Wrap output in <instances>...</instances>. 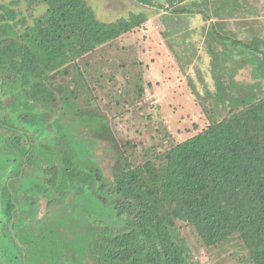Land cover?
Segmentation results:
<instances>
[{
	"label": "trees",
	"instance_id": "obj_1",
	"mask_svg": "<svg viewBox=\"0 0 264 264\" xmlns=\"http://www.w3.org/2000/svg\"><path fill=\"white\" fill-rule=\"evenodd\" d=\"M138 1L154 5L150 0ZM176 1L181 0H170L165 9ZM26 2L29 7L46 6L41 16L31 18L32 23L18 8L19 0L11 2L10 7L0 5V82L4 85L0 89L7 95V87H11L14 97L36 104V124L31 123L36 125L30 142L33 147L42 146L41 134L54 128L60 134L53 139L56 148L62 141L67 149L85 125L92 135L88 139L97 145L105 139L102 133L107 131L111 136L107 119L98 111H80L73 100L59 108L68 110L64 113L67 117L52 120L58 102L48 86L49 74L75 66L71 83L65 87L67 92L61 97L67 100L68 87L85 81L77 66L79 60L142 27L146 17L139 14L104 23L96 18L87 0ZM6 32L13 34L4 36ZM86 90L91 91L89 86ZM92 100L85 104L90 105ZM55 122L61 130L54 127ZM14 134L17 137L12 138V144L21 153V169L32 164L29 159L33 147L27 148L23 136ZM93 153L94 148L83 154L86 159H94L89 169L71 161L55 166L36 159L43 177L49 180L48 198L54 200L63 190V178L65 188L79 191L59 209L63 216L67 213L66 224L61 216L54 225L42 220L46 217L39 219L33 194L28 202L30 211L20 206L17 210L16 202L11 201L16 195L10 194L5 216L8 224L16 216L17 221L12 230L6 225L5 231L14 248L33 252L35 264H47L45 258H51L47 256H62L63 263L50 260L55 264H188V248L177 231L179 224L190 227L206 248L239 241L250 264H264V96L229 110L222 119L170 147L150 149L144 154L147 158L135 165L128 160L127 149L118 146L112 157L117 161L112 165L111 181H105ZM22 173L26 174L25 168ZM89 182L95 183L94 188L88 185L82 190L81 184ZM79 199L83 201L77 205Z\"/></svg>",
	"mask_w": 264,
	"mask_h": 264
},
{
	"label": "rangeland",
	"instance_id": "obj_2",
	"mask_svg": "<svg viewBox=\"0 0 264 264\" xmlns=\"http://www.w3.org/2000/svg\"><path fill=\"white\" fill-rule=\"evenodd\" d=\"M150 1L154 5L138 0H87L96 18L104 23L139 14L146 20L142 27L98 47L79 60L77 66L82 69L87 85H84L85 81L74 82L68 87L67 100L61 97L67 92L65 87L71 83L75 66L49 74L48 86L58 102L51 114L52 120L67 117L65 112L68 110L63 112L59 108L63 109L73 100L78 102L80 111H98L107 119L111 136L107 131L102 133L105 139L97 145L88 139L92 135L90 127L85 125L76 140L67 144L68 150L62 141L57 142L56 148L53 139L60 134L53 128L48 134H41L43 145L33 147L29 159L32 164L26 165L28 172L23 174L25 165L20 169L21 153L12 144V138L17 136L6 129H23L33 136L36 125L31 123L36 124L38 109L35 103L24 102L27 98L14 97L9 91L11 87H7L6 95L0 82L3 87L0 89V264H35L33 252L26 249L22 253L12 246L5 228L9 225L13 229L17 216L8 224L5 205L16 195L11 201L16 202L17 210L20 206L21 210L30 211V194H49V180L44 181L39 167L41 160L55 166L68 165L71 161L89 169L94 159H86L83 154L94 148V158L108 177L114 173L112 165L117 160L113 162L112 157L118 146L121 150L127 149L126 156L135 165L147 158L144 154L150 149L158 151L170 147L222 119L229 110L264 96V0H181L167 10L165 7L169 6L170 0ZM11 2L14 0H0V5L10 7ZM18 8L27 22L32 23L31 18L41 16L46 6L29 7L26 0H19ZM29 13L32 14L30 18ZM243 13L250 15L254 24L250 28L240 23ZM189 14H198L202 20V29L197 33L189 31L188 20L178 22L179 17ZM226 16H235L239 21L219 24L218 19ZM19 30L20 27L16 33ZM88 86L91 91L86 90ZM88 99H93L90 105L85 104ZM57 124L55 122L54 127L61 130ZM108 148L113 155L111 159L102 156ZM88 178L84 176L83 180L88 181ZM62 180L64 189L65 179ZM72 183L69 182V189H72ZM88 185L93 189L95 183L81 184L82 190ZM21 191L26 195L23 198L19 196ZM77 194L79 191L75 189L70 192L68 201ZM81 201L79 199L76 204ZM52 204L57 205L54 200ZM59 216L63 218L61 210H56L42 220L53 224L58 222ZM177 231L186 242L188 264H250L239 241L206 248L190 227L179 224ZM47 257L53 258H45L47 264H55L53 262L57 260L63 263L64 260L62 256ZM50 260L54 261L50 263Z\"/></svg>",
	"mask_w": 264,
	"mask_h": 264
},
{
	"label": "flooded vegetation",
	"instance_id": "obj_3",
	"mask_svg": "<svg viewBox=\"0 0 264 264\" xmlns=\"http://www.w3.org/2000/svg\"><path fill=\"white\" fill-rule=\"evenodd\" d=\"M15 132H18L21 136H23V142L24 144L27 146V148L32 145L30 142H31V135H29L27 132L21 130V131H18V130H13ZM14 132V133H15ZM9 137V136H8ZM106 144V143H105ZM56 146V145H55ZM33 147V145H32ZM104 149V148H103ZM33 151V150H32ZM103 151V150H102ZM104 153L105 155H102L104 156L105 158H110L113 156L111 154V149H105L104 150ZM30 155V154H29ZM40 159V158H39ZM24 162H26V160H24ZM97 165L100 166V163L97 161ZM26 166V165H25ZM24 166V167H25ZM101 168V167H100ZM102 170V169H101ZM27 171V170H26ZM111 171V170H110ZM28 172V171H27ZM103 173V177L105 179V181H111L113 179V174H111V176H106L104 174V172L102 171ZM44 181L47 180V177H43ZM45 190V189H44ZM47 190V189H46ZM45 190V191H46ZM42 193V194H41ZM69 193L70 191L67 189V188H64L63 190H61L59 192V195H55L54 197V200L55 202L57 203V205L53 206L52 202H53V199L52 198H48L47 197V193L46 192H40V193H34V196H33V201H35V211L37 212V215L39 217V219L43 218V217H47L49 213H52L53 211H56V210H59L61 207H64V206H67L69 201H68V196H69ZM64 195V196H63ZM21 197L25 196L24 193H22V191L20 192V195ZM65 197V199H63ZM31 198V197H30ZM29 198V199H30ZM51 202V204H49ZM60 203V204H59ZM64 218V222L68 223V217H67V213L64 214L63 216ZM11 229V227L9 228ZM66 253H67V249H66Z\"/></svg>",
	"mask_w": 264,
	"mask_h": 264
},
{
	"label": "crops",
	"instance_id": "obj_4",
	"mask_svg": "<svg viewBox=\"0 0 264 264\" xmlns=\"http://www.w3.org/2000/svg\"><path fill=\"white\" fill-rule=\"evenodd\" d=\"M231 5H229L228 6V9L231 11L232 9H231ZM248 16H250V15H245V13H243L241 16H240V20H241V24L244 26V27H247V28H250L251 27V25H254L253 24V22H251V19H250V17H248ZM179 17V16H178ZM178 17H176V18H178ZM228 19H227V18ZM225 18H220V19H218V22H219V24H228L230 21H239V20H237V18H235V16H233L232 18H230L229 16H226ZM182 19L183 20H188V22H189V26H190V29H189V31L193 34V33H197V30H201L202 29V26H201V22H202V20H199V15L198 14H189V15H185V16H181V17H179L178 18V22H182ZM230 19H232V20H230ZM211 23H212V21H211ZM25 168V167H24Z\"/></svg>",
	"mask_w": 264,
	"mask_h": 264
}]
</instances>
